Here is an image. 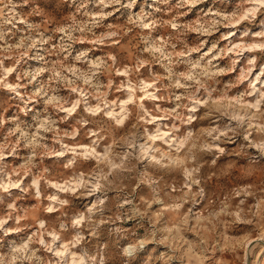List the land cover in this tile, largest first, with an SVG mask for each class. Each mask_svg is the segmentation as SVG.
I'll use <instances>...</instances> for the list:
<instances>
[{
    "label": "clouds",
    "instance_id": "9594fccd",
    "mask_svg": "<svg viewBox=\"0 0 264 264\" xmlns=\"http://www.w3.org/2000/svg\"><path fill=\"white\" fill-rule=\"evenodd\" d=\"M0 264H264V0H0Z\"/></svg>",
    "mask_w": 264,
    "mask_h": 264
}]
</instances>
